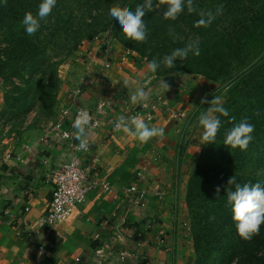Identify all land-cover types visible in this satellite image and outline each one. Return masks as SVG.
Wrapping results in <instances>:
<instances>
[{
	"label": "crops",
	"instance_id": "0c3cea01",
	"mask_svg": "<svg viewBox=\"0 0 264 264\" xmlns=\"http://www.w3.org/2000/svg\"><path fill=\"white\" fill-rule=\"evenodd\" d=\"M88 44L75 62H65L58 71L56 99L48 117L40 124L33 123L34 116L27 117L20 132L0 129V264H37L36 240L31 237L44 234L53 248L40 264H191L185 190L204 143L198 125L202 81L189 74L158 78L148 72L143 58L115 41L109 58L99 42ZM106 60L110 66L99 83ZM125 79L143 81L155 103L160 98L167 104L156 103L153 119L145 122L163 128V136L140 144L108 125L109 118L137 105L130 102L132 88L123 85ZM1 104L0 96L3 108ZM98 104L103 105L97 115L100 126L89 137V150L81 153L80 161L109 190L91 189L55 231L40 226L52 190L49 172L71 154L69 143L53 135L52 124L63 108L92 111ZM138 171L143 172L141 186L146 189V206L141 210L131 207L126 193ZM30 231L33 235L28 237ZM98 233L109 242L100 255L94 253ZM160 238L164 246L157 245Z\"/></svg>",
	"mask_w": 264,
	"mask_h": 264
},
{
	"label": "trees",
	"instance_id": "16d2710c",
	"mask_svg": "<svg viewBox=\"0 0 264 264\" xmlns=\"http://www.w3.org/2000/svg\"><path fill=\"white\" fill-rule=\"evenodd\" d=\"M209 1L223 7L219 14L214 10L212 23L203 27L196 24L198 11L185 10L175 21L166 20L165 5L153 0L152 10L142 17L147 39L135 42L120 33V43L147 64L198 41V56L178 59L173 69L161 65L155 73L158 78L189 74L211 82L220 80L225 88L223 104L229 117L235 118L230 122L229 117H221L215 142L203 143L189 174L185 204L193 248L191 264H264V224L251 240L241 239L226 198L227 190L234 187L227 184L233 175L241 185L259 182L264 186V0ZM39 3H0V80L10 89L1 115L11 118L32 113L48 117L56 99L62 54L70 56L83 41L114 27L110 7L134 10L143 0H57L40 29L27 35L20 21L25 12L35 14ZM241 119L254 126L245 151L224 145L226 131Z\"/></svg>",
	"mask_w": 264,
	"mask_h": 264
},
{
	"label": "clouds",
	"instance_id": "9594fccd",
	"mask_svg": "<svg viewBox=\"0 0 264 264\" xmlns=\"http://www.w3.org/2000/svg\"><path fill=\"white\" fill-rule=\"evenodd\" d=\"M5 0H0L4 3ZM160 3L165 5L163 10V18L166 20L175 21L178 16L187 11L192 13L196 11L193 6V0H160ZM57 0H40L35 14L25 12L20 23L23 31L27 35L35 34L41 27V22L45 21L52 10L56 7ZM223 5L216 9V14H219ZM153 0H143V3L136 4L134 10L127 7L122 8L118 5L112 6L108 10V15L115 22V28L122 33L126 38L135 42H144L147 39L146 24L142 17L146 10H152ZM199 19L196 21L197 26L208 27L215 18L213 12L200 11ZM198 56L200 48L198 41H192L185 44L184 47L173 49L169 54L163 56L159 60L153 58L147 63L149 73H156L163 65L164 68L173 69L176 67L175 61L178 59L184 61L189 55ZM161 87L168 91V85L164 80L161 82ZM125 87H131L130 102L147 106L150 102V96L145 90L143 81L138 79H125L123 81ZM201 103H205L202 98ZM208 107L202 111L198 118V125L202 129L200 139L207 143L213 144L217 132L222 126L221 117H229V112L219 96H213L210 101H207ZM234 117H229V121L234 120ZM91 117L89 113L81 109L75 117L72 127L75 129L73 133L78 143L75 148L80 151L87 152L89 150V135L94 125L90 123ZM114 131H122L123 133L135 138L140 144L148 143L152 138L163 136L164 129L161 127L149 126L144 119L139 116L125 117L123 115L117 117L114 125ZM254 126L246 119H241L234 123L228 129L224 136V145L231 149H239L245 151L252 140V132ZM67 136L68 133H65ZM228 185L234 186L226 192L227 203L231 206L232 221L235 224L237 235L247 241L257 235L260 227L264 224V186L259 182L254 184L245 183L241 185L236 182V177L231 176ZM219 196L220 188L215 189ZM59 211V210H58Z\"/></svg>",
	"mask_w": 264,
	"mask_h": 264
},
{
	"label": "built area",
	"instance_id": "2783aa9c",
	"mask_svg": "<svg viewBox=\"0 0 264 264\" xmlns=\"http://www.w3.org/2000/svg\"><path fill=\"white\" fill-rule=\"evenodd\" d=\"M100 39L101 37L96 36L91 41H99L102 52L105 57L109 58V49L112 41L111 36L106 35L105 40L102 41ZM109 66L110 62L109 60H106L103 64V70L97 79L99 83L104 82L105 71L109 68ZM156 103H160L162 106L165 105V102L160 98L156 99ZM156 103L155 100L150 97V102L147 106L137 104L127 111L119 114L118 117L121 115L126 118L139 116L144 119L145 122H149L153 119V115L156 110ZM165 106L167 107V104ZM81 109L83 108L76 107L73 110L66 108L61 109L58 114L57 121L52 124L53 135H56L59 141L69 143L71 149L69 159L59 165H56L48 175L52 184V190L46 212L43 218L40 219L39 223L40 226L47 227L48 229L54 231L67 222L73 212L85 201V198L91 189L101 187L104 191L109 190L108 185L100 183L96 178L91 177L89 170L81 165L80 155L84 151H78L75 148L78 140L73 134L75 129L72 127V124ZM102 109L103 105L98 104L94 110H86L91 117L90 123L94 125L91 129L89 137L95 134L100 126V120L97 115L102 111ZM174 115L177 114L173 113V116ZM116 119L117 117H113L107 120L108 125L112 129ZM65 133H68V135L66 136ZM6 158H9V156H6ZM134 178V183L126 189V193L131 207L141 210L146 206V189L141 186L143 172H136ZM24 210L27 211V208L25 207ZM31 235H33L31 231L27 232L28 237ZM31 238L32 240H36L34 249L37 257L39 258L37 264H40V258H42L45 252L53 248V244L45 234L39 236L37 235V238L33 235ZM106 239L107 237L103 233L95 234L94 240L96 242V246L94 253L96 255L102 254L105 249L109 248V242ZM156 242L158 246H164L165 244L162 238L157 239Z\"/></svg>",
	"mask_w": 264,
	"mask_h": 264
},
{
	"label": "rangeland",
	"instance_id": "374dc122",
	"mask_svg": "<svg viewBox=\"0 0 264 264\" xmlns=\"http://www.w3.org/2000/svg\"><path fill=\"white\" fill-rule=\"evenodd\" d=\"M157 1V0H155ZM194 8L196 9V11L200 12V11H211L213 12L214 10L217 9L216 5L212 2H210L209 0H196L193 4ZM110 31L113 33V35L116 33V35L114 37H111L112 42L115 41L119 44L120 43V32L114 27H107L104 28L98 35H96L97 37H101V41L105 40V36H112L110 34ZM118 33V34H117ZM95 36V37H96ZM94 38V37H93ZM92 38V39H93ZM92 39L89 40H85L83 41L81 44H79L78 49H76L70 56H66V54H62L61 58H60V65L58 66V70L59 71L62 67V65L66 62H69L70 60L73 61L74 58L77 56V53L80 52V50L83 48H85L88 44L89 41H91ZM99 42V41H98ZM100 43V42H99ZM75 62V60H74ZM59 73V72H58ZM172 77V76H171ZM200 80L202 81V96L203 99L205 100V103H201V101H199V113L201 110H206L207 107L209 106L207 101H210L212 99L213 96H219L222 98V102L224 99V84L223 82H211L207 79L204 78H200ZM9 87L3 85V83L0 80V96L2 98V106L3 108H0V113L4 110V96L8 95L9 92ZM202 112V111H201ZM34 116V117H33ZM27 117H33V123H39L45 119V117H38L36 114H28V115H19L15 118H11L10 115H2V118L0 119V129H5L7 127H10L11 129H13L14 131L20 132L22 130V128L24 127L23 122ZM10 118V119H9ZM192 169V168H191ZM191 171V170H190ZM190 174V173H189ZM188 227H189V231H190V224L188 223Z\"/></svg>",
	"mask_w": 264,
	"mask_h": 264
}]
</instances>
